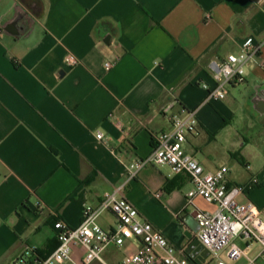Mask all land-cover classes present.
I'll use <instances>...</instances> for the list:
<instances>
[{"label":"crops","instance_id":"0c3cea01","mask_svg":"<svg viewBox=\"0 0 264 264\" xmlns=\"http://www.w3.org/2000/svg\"><path fill=\"white\" fill-rule=\"evenodd\" d=\"M19 6L25 14L17 35L0 33V264L28 248L50 254L59 245L55 221L78 226L84 204L117 189L180 255L215 262L196 235V211L207 210L200 196L187 204L189 175L156 164L130 174V164L171 128L169 102L174 111L199 110L186 151L206 171L228 166L229 182L247 186L241 200L253 201L264 218V113L252 105L256 91L264 93V48L244 82H232L225 99L204 103L205 85L214 82L211 61L238 52L248 36L264 40V0H0L2 26ZM109 33L111 44L104 42ZM68 53L77 65L65 63ZM231 169L248 173L237 177ZM98 221L108 230L118 225L111 211ZM236 242L246 250L245 264H264L261 243ZM141 244H112L105 262L92 264H118ZM84 255L73 248L76 261ZM220 259L230 264L225 251Z\"/></svg>","mask_w":264,"mask_h":264},{"label":"built area","instance_id":"2783aa9c","mask_svg":"<svg viewBox=\"0 0 264 264\" xmlns=\"http://www.w3.org/2000/svg\"><path fill=\"white\" fill-rule=\"evenodd\" d=\"M263 48L264 40L258 41L253 36H248L238 52L211 61L214 82L205 85L207 94L204 103L225 99L232 82H244L248 69L258 63ZM65 63L75 66L79 59L73 53H68ZM111 66V62H106L107 68ZM174 107V102H169L164 107L171 128L155 136L156 144L147 157L136 159L130 164L131 177H135L149 164L167 165L174 175H189L194 187L187 194V204L194 205L195 197L200 196L215 206L213 211H196L199 226L197 238L213 255L214 264H220V256L224 251L232 260H238L246 254V250L236 242L238 238L261 243L263 248L260 257L264 259V218L253 201L241 200V196L246 195L247 186L229 182L228 166L222 165L216 170L206 171L202 163L186 151L189 136L196 133L198 128L197 109L181 106L174 111ZM97 138L108 143L102 132L97 133ZM257 182L258 179L254 177L252 183ZM155 195L160 197L161 192ZM106 211H111L116 216V229H105L99 223V217ZM54 228L59 242L55 250L42 256L36 249L28 248L11 264L104 263L103 254L110 245L120 247L132 238H139L141 246L118 264H195L187 256L180 255L160 230L143 219L137 207L120 194V189L106 193L96 205L84 204L83 218L78 226L72 227L57 220ZM77 246L85 251L79 262L73 257V248ZM247 264L258 263L256 259H249Z\"/></svg>","mask_w":264,"mask_h":264},{"label":"water","instance_id":"95a60500","mask_svg":"<svg viewBox=\"0 0 264 264\" xmlns=\"http://www.w3.org/2000/svg\"><path fill=\"white\" fill-rule=\"evenodd\" d=\"M24 14H25V11L23 10V8L19 6L16 17L13 20L4 24L2 28L8 33L17 35V23L19 20H21ZM113 39H114L113 35L109 33L104 37V42L107 44H111ZM252 105L260 114H263L264 113V93H260L259 91H256V93L252 97Z\"/></svg>","mask_w":264,"mask_h":264},{"label":"rangeland","instance_id":"374dc122","mask_svg":"<svg viewBox=\"0 0 264 264\" xmlns=\"http://www.w3.org/2000/svg\"><path fill=\"white\" fill-rule=\"evenodd\" d=\"M204 107H206V106H204ZM203 107V108H204ZM209 107V108H208ZM235 109H234V112H237V117L235 118V121L237 122V120H238V115L239 114H241V112H242V106L240 105V103L238 104V107L236 108V107H234ZM206 109L208 110V109H210V106H207L206 107ZM211 109H212V112H215V110L213 109V107H211ZM196 115H197V118H198V120H199V110L197 111V113H196ZM203 115H205L207 118H206V120L207 121H212L213 120V116H211L210 115V113L208 114V112L205 110L204 111V113H203ZM211 124V123H210ZM231 172H233L234 173V175L236 174V176L237 177H241V176H244L245 174H247L248 173V169H231ZM204 202V205H205V209L206 210H211V211H213L214 209H215V206L214 205H212V204H209L208 202H206L205 200H203ZM215 262H213L212 264H214ZM219 263L220 264H225V263H223V261H221V259H220V261H219ZM229 263L230 264H245V258H241V259H238V260H230L229 259Z\"/></svg>","mask_w":264,"mask_h":264}]
</instances>
